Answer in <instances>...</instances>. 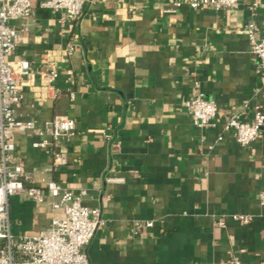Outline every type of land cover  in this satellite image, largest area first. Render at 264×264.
Wrapping results in <instances>:
<instances>
[{"label":"crops","instance_id":"obj_1","mask_svg":"<svg viewBox=\"0 0 264 264\" xmlns=\"http://www.w3.org/2000/svg\"><path fill=\"white\" fill-rule=\"evenodd\" d=\"M41 1L8 56L29 63L15 115L34 122L15 136L12 155L43 193L51 178L85 188L82 203L101 206L89 264H229L232 256L264 264V207L256 196L264 190V130L240 146L222 126L229 113L250 121L254 107L264 111V76L245 33L251 19L264 34V0L222 10H194L187 0H87L81 17L63 25ZM9 24L20 29L22 21ZM43 59L58 74L45 89ZM197 92L216 103L214 126L192 123L185 104ZM55 115L71 119L75 135L61 147L67 162L46 172L49 156L32 143ZM241 213L252 215L250 223L234 218ZM9 215L13 233H34L49 225L51 210L13 195ZM220 217L223 227L214 223ZM142 220L152 226L132 234Z\"/></svg>","mask_w":264,"mask_h":264},{"label":"built area","instance_id":"obj_2","mask_svg":"<svg viewBox=\"0 0 264 264\" xmlns=\"http://www.w3.org/2000/svg\"><path fill=\"white\" fill-rule=\"evenodd\" d=\"M34 0H0V264H89L86 247L97 230L104 223L101 206L88 207L82 203L87 194L85 188L72 190L61 186L51 178L44 179L45 193L39 186L32 184L30 172L20 161H14L12 152L14 139L19 133L34 129V122L16 117L15 108L21 101L22 93L19 78L28 71L26 60L10 61L8 56L20 40V32L29 29L34 13ZM87 0H42L40 5L60 13L58 22L63 25L79 19ZM194 10L211 6L216 10L235 7L238 0H187ZM179 6V2L174 3ZM256 2L253 3V8ZM10 21H22L20 29L12 27ZM257 25L250 19L245 24V33L250 51L257 58L256 73L264 76V34L257 36ZM73 43H68L63 53L70 56ZM43 89L57 77V70L46 60H42L39 70ZM197 84V83H195ZM41 97V95H40ZM186 109L192 123L198 128L214 126L217 116L216 103L205 98L200 92L193 94L186 101ZM223 129L233 131L235 141L240 146H247L262 137L264 130V111L254 107L252 118L245 121L239 112L223 116ZM109 130V128H108ZM106 139L111 133L100 130ZM42 138L32 146L43 150L49 161L44 168L52 172L67 162V154L61 147L75 135L73 122L67 116L55 115L45 123L39 132ZM220 139V137H218ZM118 146V142L115 143ZM108 183L120 182L122 178L107 176ZM13 195H24L36 203H46L51 210L49 225L38 232L15 234L12 231L9 215V199ZM257 201L264 207V190L257 193ZM234 218L241 224H248L250 214H236ZM152 220L136 221L131 226V233L139 234L152 226ZM225 226V218L214 222ZM229 264H244L232 256Z\"/></svg>","mask_w":264,"mask_h":264}]
</instances>
